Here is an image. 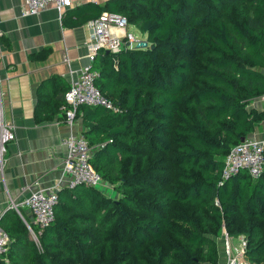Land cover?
<instances>
[{
    "label": "trees",
    "instance_id": "obj_1",
    "mask_svg": "<svg viewBox=\"0 0 264 264\" xmlns=\"http://www.w3.org/2000/svg\"><path fill=\"white\" fill-rule=\"evenodd\" d=\"M89 12L123 16L150 44L98 50L93 84L113 110H75L88 163L115 198L104 186L60 188L52 222L30 226L35 242L4 215L0 264H217L222 228L264 264V150L257 179L243 170L221 179L229 149L264 120L250 107L264 96V0H107L65 10L61 22ZM65 90L58 77L39 85L36 123L63 113Z\"/></svg>",
    "mask_w": 264,
    "mask_h": 264
},
{
    "label": "crops",
    "instance_id": "obj_2",
    "mask_svg": "<svg viewBox=\"0 0 264 264\" xmlns=\"http://www.w3.org/2000/svg\"><path fill=\"white\" fill-rule=\"evenodd\" d=\"M105 1L70 0V7L59 15L48 5L36 15L22 16V0H0V121L10 124L14 134V140L5 145L0 172V221L4 215L15 213L24 226H35L29 211L20 207L22 200L34 190L55 184L62 188L66 183V178L61 176L65 149L60 141L69 132L81 135L82 125L79 119H74L68 128L61 118L63 113L36 123V89L46 80L58 77L67 90L70 80L86 64L90 36L87 23L92 20L88 17L92 13L70 16L65 19V25L61 22V14L86 3L102 6ZM109 32L119 36L115 28H110ZM44 49L48 50L45 58L35 59ZM262 72L264 74V69ZM59 89L60 86L56 91ZM54 92L52 85H48L42 93L43 98H53ZM45 103L37 108L40 116L49 114V106ZM250 107L264 112V96L254 99ZM246 138L264 142V120ZM10 203L18 206V213L8 208ZM30 230L31 233L27 232L34 241L32 235L35 234ZM221 244L220 234L217 264H224Z\"/></svg>",
    "mask_w": 264,
    "mask_h": 264
},
{
    "label": "built area",
    "instance_id": "obj_3",
    "mask_svg": "<svg viewBox=\"0 0 264 264\" xmlns=\"http://www.w3.org/2000/svg\"><path fill=\"white\" fill-rule=\"evenodd\" d=\"M22 16H33L52 5L59 13L70 7V0H22ZM90 31L87 44L88 54L86 64L79 69L74 78L69 82L67 90L63 94L65 108L63 120L70 128L75 119V110L78 106H100L107 110H113L111 102L102 96L93 84L97 74L91 68L94 56L98 50L109 53H117L121 50H145L150 47L146 39L136 36L127 30L129 27L125 18L121 15L103 12L97 18L88 23ZM115 28L119 36L110 34L109 29ZM14 140L13 129L10 124L0 121V172L4 163L5 145ZM60 145L64 147L65 154L61 162V176L66 178L64 187L72 188L82 185L89 188L101 186L98 176L88 163L90 148L81 135L69 132L61 139ZM264 142L247 139L231 147L223 159L221 179L226 180L236 175L239 171H245L251 180L257 179L262 171V152ZM60 187L55 184L50 188L34 190L22 200L20 207L26 208L33 224L38 231L49 225L53 218V208L57 202L56 193ZM23 191V189H21ZM8 208L18 213V206L10 203ZM31 233L30 227L25 224ZM222 244L221 256L224 264H249L245 257V239L243 236L229 237L224 229L220 231ZM34 241L36 240L35 235ZM9 239L0 227V256L5 252Z\"/></svg>",
    "mask_w": 264,
    "mask_h": 264
},
{
    "label": "rangeland",
    "instance_id": "obj_4",
    "mask_svg": "<svg viewBox=\"0 0 264 264\" xmlns=\"http://www.w3.org/2000/svg\"><path fill=\"white\" fill-rule=\"evenodd\" d=\"M128 31H130L132 34H134L136 36H140L139 34H137V31H136V29L134 27H129ZM102 186H105L106 187V185H103V184L101 185V187ZM105 187L102 188L103 192L105 194H107L108 196H110L112 198H115V194L113 193V191L111 190V188H108V187L105 188Z\"/></svg>",
    "mask_w": 264,
    "mask_h": 264
},
{
    "label": "water",
    "instance_id": "obj_5",
    "mask_svg": "<svg viewBox=\"0 0 264 264\" xmlns=\"http://www.w3.org/2000/svg\"><path fill=\"white\" fill-rule=\"evenodd\" d=\"M107 52V51H106ZM244 140V138H241L239 142H242Z\"/></svg>",
    "mask_w": 264,
    "mask_h": 264
},
{
    "label": "bare ground",
    "instance_id": "obj_6",
    "mask_svg": "<svg viewBox=\"0 0 264 264\" xmlns=\"http://www.w3.org/2000/svg\"><path fill=\"white\" fill-rule=\"evenodd\" d=\"M36 236V235H35Z\"/></svg>",
    "mask_w": 264,
    "mask_h": 264
}]
</instances>
